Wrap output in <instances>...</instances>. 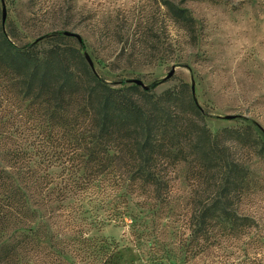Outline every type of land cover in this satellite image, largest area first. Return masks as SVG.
I'll return each mask as SVG.
<instances>
[{
  "label": "trees",
  "instance_id": "1",
  "mask_svg": "<svg viewBox=\"0 0 264 264\" xmlns=\"http://www.w3.org/2000/svg\"><path fill=\"white\" fill-rule=\"evenodd\" d=\"M157 2L164 17L196 37L186 8ZM1 9L0 263L20 264L21 252L28 264H75L66 254L85 264H121L117 242L82 232L128 215L145 264H190L209 253L208 264H264L261 226L238 208L250 188L249 170L227 144L257 147L264 156V140L251 125L213 134L185 82L159 95L125 80L113 87L77 47L18 44ZM182 164L195 196L186 231L172 242L146 238V222L127 193L148 188L153 200L167 204ZM57 166L60 174L51 170ZM71 198L79 202L65 216L57 204ZM89 212L91 218L82 216Z\"/></svg>",
  "mask_w": 264,
  "mask_h": 264
},
{
  "label": "rangeland",
  "instance_id": "2",
  "mask_svg": "<svg viewBox=\"0 0 264 264\" xmlns=\"http://www.w3.org/2000/svg\"><path fill=\"white\" fill-rule=\"evenodd\" d=\"M175 2L195 18V38L164 17L157 0H0L6 28L16 30L13 39L18 44L35 43L40 49L56 44L77 47L113 87H120L123 80L134 84L133 80L139 79L159 95L185 82L213 134L251 125L254 134L264 140V0ZM67 31L79 37L67 36ZM227 144L231 157L249 170L250 188L238 204L239 211L253 216L264 235V156L257 154V147L248 149L232 141ZM51 170L60 174L62 168ZM173 176L174 191L167 204L153 200L148 188L127 193L134 202H130L131 208L146 222L147 228L142 229L150 235L146 238L155 234L172 242L173 234L186 231L195 196L184 180V164ZM78 202L71 198L57 206H63L60 212L66 216L69 205ZM84 206L90 211L87 200ZM48 216L44 220L50 224ZM82 216L91 218L92 213ZM56 221L52 220L50 228L54 232L59 228ZM131 222L125 215L122 221L88 225L82 235L117 242L121 264H145L141 248L131 235ZM60 224L64 226V218ZM68 236L72 235L63 237ZM65 256L75 264L88 261L72 254ZM211 257L212 253L205 254L190 264H208ZM18 260L28 264V255L24 258L20 252Z\"/></svg>",
  "mask_w": 264,
  "mask_h": 264
},
{
  "label": "water",
  "instance_id": "3",
  "mask_svg": "<svg viewBox=\"0 0 264 264\" xmlns=\"http://www.w3.org/2000/svg\"><path fill=\"white\" fill-rule=\"evenodd\" d=\"M2 18H3V24H5V22H6L5 8L3 9V16H2ZM65 35H67V36H72V37H79L78 34H76V33H74V32H70V31L65 32ZM88 60H89V59H88ZM88 63L90 64L91 67L93 66L90 60H89ZM173 73H174L173 71L170 72L169 75H168V77H171V76L173 75ZM133 83H134V84H137V85H139V86H141V87L144 88V89H149V88L144 84V82L141 81V80H139V79H135V80H133Z\"/></svg>",
  "mask_w": 264,
  "mask_h": 264
}]
</instances>
